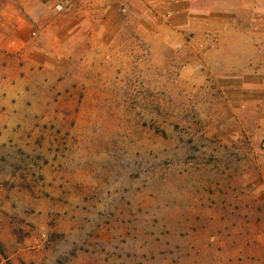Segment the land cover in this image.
<instances>
[{
  "label": "rangeland",
  "instance_id": "1",
  "mask_svg": "<svg viewBox=\"0 0 264 264\" xmlns=\"http://www.w3.org/2000/svg\"><path fill=\"white\" fill-rule=\"evenodd\" d=\"M0 264H264V0H0Z\"/></svg>",
  "mask_w": 264,
  "mask_h": 264
}]
</instances>
